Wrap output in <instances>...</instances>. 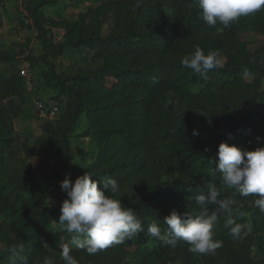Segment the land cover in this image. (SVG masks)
<instances>
[{
	"label": "trees",
	"instance_id": "1",
	"mask_svg": "<svg viewBox=\"0 0 264 264\" xmlns=\"http://www.w3.org/2000/svg\"><path fill=\"white\" fill-rule=\"evenodd\" d=\"M62 1L84 0L23 1L21 25L41 43L27 61L51 90L49 103L63 107L34 141L16 129L29 103L27 82L19 68L3 69L18 57L0 44V264H65L63 245L77 264H264V211L255 195L223 184L214 163L221 143L264 147V9L213 27L195 0H89L74 17L46 14ZM52 29H65V40L55 42ZM248 33L259 38L254 50ZM196 47L205 55L218 51L223 67L201 75L182 66ZM83 49L90 54L82 64L59 71L61 58ZM84 117L80 136L90 139L92 161L78 175L67 170ZM85 173L99 187L115 180L119 191L105 194L132 209L144 231L94 254L71 244L73 234L59 222L62 203L48 198L56 182ZM209 184L220 199L237 201L232 213L218 214L213 239L220 248L201 254L186 242L173 247L151 236L153 223L167 231L163 221L173 210L199 215L196 197L207 195ZM228 219L244 226L239 237L224 227Z\"/></svg>",
	"mask_w": 264,
	"mask_h": 264
},
{
	"label": "clouds",
	"instance_id": "2",
	"mask_svg": "<svg viewBox=\"0 0 264 264\" xmlns=\"http://www.w3.org/2000/svg\"><path fill=\"white\" fill-rule=\"evenodd\" d=\"M195 3L201 10L202 20L210 27L215 26L217 21L228 26L241 17L264 9V0H195ZM181 64L201 75L223 67L218 51H210L205 55L200 47L185 56ZM214 163L223 184L238 189L244 197L255 195V205L264 211V147L248 151L221 143ZM98 183L90 173L77 177L74 182L70 176H65L60 182L67 199L61 204L59 222L73 234L71 244L86 249L90 254L121 244L126 238L144 231L132 209L126 208L120 199L105 194V191L118 192L117 182L108 179L102 181V187ZM208 189L207 195L196 197L201 209L199 215L190 216L173 210L163 221L168 226L167 231L162 232L160 226L153 223L148 228L151 236L167 241L173 247L178 240L186 242L192 246V251L201 254L213 253L220 248L222 241L213 239L218 214L232 213L237 201L232 198L220 199V192L214 185L209 184ZM240 214L243 215L242 212ZM224 227L229 229L234 238L239 237L244 228L232 219H228ZM62 256L65 264H77L67 245L62 246Z\"/></svg>",
	"mask_w": 264,
	"mask_h": 264
},
{
	"label": "rangeland",
	"instance_id": "3",
	"mask_svg": "<svg viewBox=\"0 0 264 264\" xmlns=\"http://www.w3.org/2000/svg\"><path fill=\"white\" fill-rule=\"evenodd\" d=\"M23 1L24 0H8L4 6V26L0 31V44L8 51L14 52L18 57V62L15 66H3V69L7 72L18 71L20 66H24L25 63H29L27 58L34 57V55L40 54V41L37 40L36 34L29 29L22 27L21 23H27V19L23 13ZM94 3V1H80L67 5L64 1L57 6H47L45 8L46 14L50 17L56 18H70L77 16L80 13H84ZM246 40L250 43V49L253 50L258 45L259 38L252 33L246 34ZM89 51L85 49L77 51H69L58 63L59 71L71 69L76 65L82 64L89 56ZM224 64L225 59L221 58ZM36 78L33 91L28 92L29 100L31 101V108L29 113H25L23 119L16 121V129L22 137L30 138L34 141L40 134V125L36 116L34 108V101L43 100L50 102L52 92L45 85L43 78L40 75V71L35 68ZM26 120V121H25ZM85 162L92 158V153L87 152L85 154ZM77 157V156H76ZM84 159V157H83ZM83 159L81 166L83 165ZM84 162V163H85ZM34 170H38L39 159H32ZM77 167V166H75ZM52 195H58L57 201L62 203L67 199L66 193L61 190L60 183L55 187ZM256 254V252H255Z\"/></svg>",
	"mask_w": 264,
	"mask_h": 264
},
{
	"label": "built area",
	"instance_id": "4",
	"mask_svg": "<svg viewBox=\"0 0 264 264\" xmlns=\"http://www.w3.org/2000/svg\"><path fill=\"white\" fill-rule=\"evenodd\" d=\"M51 37L55 42H63L66 38L65 29H52ZM19 73L27 82L28 92L33 91L35 86L36 72L30 63L19 67ZM36 116L40 125L58 120L63 107L59 104L49 103L43 100L35 102Z\"/></svg>",
	"mask_w": 264,
	"mask_h": 264
},
{
	"label": "crops",
	"instance_id": "5",
	"mask_svg": "<svg viewBox=\"0 0 264 264\" xmlns=\"http://www.w3.org/2000/svg\"><path fill=\"white\" fill-rule=\"evenodd\" d=\"M33 104H34V108H35V101H34ZM30 108H31V101L29 100V103L26 106L25 112L21 115V117L19 119H21V118L23 119L24 114L27 111H29ZM35 111H36V109H35ZM27 113H29V112H27ZM85 121H86L85 117L82 118L81 123H80V128H78V130L74 133V138L72 140V148H73V153H74V157L75 158H74V161L72 162V164L69 166V168L67 170L68 173H75V174H78L79 175V174L83 173V171L85 170V168L87 167V165H89L91 163V161H92V159H89V161L85 162L86 161L85 158L88 157L85 154L87 152H90L91 149H92L91 148L90 139L89 138H84V137L80 136L81 133H82V131H83L82 130V127H84ZM39 125H40V123H39ZM40 127H41V125H40ZM42 133L43 132H42V127H41L40 128V134L38 136H41ZM83 157H84V159H83ZM35 159H39V164L37 166L38 170H35V172L38 173L39 170H40V158L36 157ZM82 159H83V165L81 166L80 164L82 162ZM75 166H77V167H75ZM60 182L61 181L56 182L54 184L53 189H52V193H53L55 187L57 186V184L60 183ZM52 193L49 196L48 200L51 201V202H58L57 201V196L58 195L57 196L56 195L54 196V195H52Z\"/></svg>",
	"mask_w": 264,
	"mask_h": 264
}]
</instances>
